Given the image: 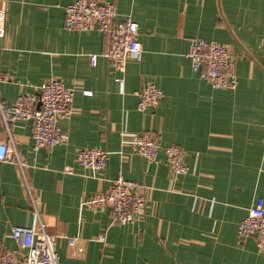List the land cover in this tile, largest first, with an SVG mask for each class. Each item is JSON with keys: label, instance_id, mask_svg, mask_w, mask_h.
Returning <instances> with one entry per match:
<instances>
[{"label": "crops", "instance_id": "1", "mask_svg": "<svg viewBox=\"0 0 264 264\" xmlns=\"http://www.w3.org/2000/svg\"><path fill=\"white\" fill-rule=\"evenodd\" d=\"M100 1L115 4L116 20L138 23L142 54L123 73L104 56L105 36L64 29L72 0H0L1 101L35 95L50 78L74 93L61 122L65 143L52 149H33L30 122L15 120L7 131L0 118V142L10 137L25 162L0 161V246L18 249L8 233L38 216L46 233L61 237L60 264H264L254 239L237 235L255 199L264 200V0ZM194 39L231 49L234 90L215 89L192 71ZM147 82L162 98L137 111L135 92ZM123 132L179 147L187 172L171 175L161 152L157 163L146 162L121 145ZM93 146L108 151L102 171L76 162ZM119 174L145 189L144 214L127 225L104 206H82Z\"/></svg>", "mask_w": 264, "mask_h": 264}, {"label": "built area", "instance_id": "2", "mask_svg": "<svg viewBox=\"0 0 264 264\" xmlns=\"http://www.w3.org/2000/svg\"><path fill=\"white\" fill-rule=\"evenodd\" d=\"M0 43L4 37V16L0 13ZM116 8L112 1L72 0L64 7V29L68 32L96 31L105 36L109 47L104 56L114 71L123 73L129 60H138L142 50L138 42V23L130 16L116 20ZM187 57L192 71L208 81L215 89L234 90L238 81L235 60L231 49L214 41L194 39L189 45ZM91 66L96 65L97 55H89ZM6 77L0 76V82ZM122 80V79H121ZM137 111L155 108L162 92L152 82H147L135 92ZM74 93L61 79L50 78L42 83L35 95H19L10 105L0 99V118L8 131L15 120L31 123L33 149H52L63 145L66 136L61 122L71 114ZM123 147L131 148L148 163H157L159 152L173 176L187 172L185 154L175 145L160 147L149 134L123 132ZM264 144V125H263ZM108 151L93 146L78 151L76 162L86 170L102 171L106 166ZM0 161L17 163L21 168L25 162L19 160L15 143L8 137L0 142ZM65 173H72L71 166L64 167ZM146 196L143 186L128 181L118 175L104 190L94 193L82 203L83 207H106L119 225H127L139 220L145 209ZM37 214V213H36ZM31 227H12L8 233L18 249L0 246V264H60L58 243L60 236L45 232L39 217ZM239 238H253L258 249L264 250V200L255 199L237 228ZM25 254H21V251Z\"/></svg>", "mask_w": 264, "mask_h": 264}]
</instances>
